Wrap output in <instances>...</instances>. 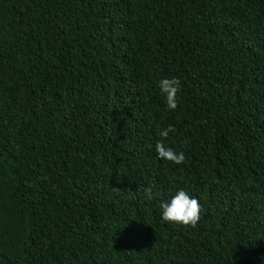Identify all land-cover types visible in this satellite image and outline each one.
Wrapping results in <instances>:
<instances>
[{"label":"trees","instance_id":"1","mask_svg":"<svg viewBox=\"0 0 264 264\" xmlns=\"http://www.w3.org/2000/svg\"><path fill=\"white\" fill-rule=\"evenodd\" d=\"M0 264H264V0H0Z\"/></svg>","mask_w":264,"mask_h":264},{"label":"clouds","instance_id":"2","mask_svg":"<svg viewBox=\"0 0 264 264\" xmlns=\"http://www.w3.org/2000/svg\"><path fill=\"white\" fill-rule=\"evenodd\" d=\"M158 86L161 94L166 98L167 108L173 111L176 110L179 103L178 94L181 92V81L176 77L163 78L159 81ZM174 131L175 128L171 125L166 130H162L159 133L162 139L155 144V150L160 159L180 165L185 162V153L183 151L177 152L164 143L168 139L169 133ZM145 194L151 198L152 188L145 189ZM160 208L164 222L192 228L197 226L204 211L199 200L190 196L184 190L178 191L169 201L162 202Z\"/></svg>","mask_w":264,"mask_h":264}]
</instances>
